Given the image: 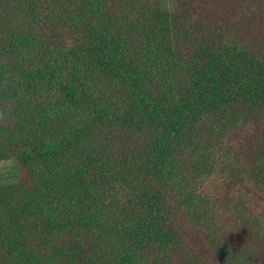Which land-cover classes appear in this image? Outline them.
<instances>
[{
    "label": "trees",
    "instance_id": "trees-1",
    "mask_svg": "<svg viewBox=\"0 0 264 264\" xmlns=\"http://www.w3.org/2000/svg\"><path fill=\"white\" fill-rule=\"evenodd\" d=\"M0 264H264V0H0Z\"/></svg>",
    "mask_w": 264,
    "mask_h": 264
},
{
    "label": "rangeland",
    "instance_id": "rangeland-1",
    "mask_svg": "<svg viewBox=\"0 0 264 264\" xmlns=\"http://www.w3.org/2000/svg\"><path fill=\"white\" fill-rule=\"evenodd\" d=\"M164 7L171 8L175 0H158ZM20 180V167L16 160L0 161V186L14 184Z\"/></svg>",
    "mask_w": 264,
    "mask_h": 264
}]
</instances>
